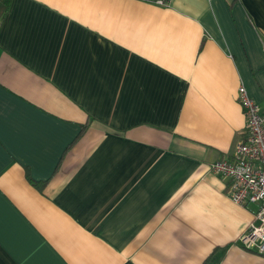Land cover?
Here are the masks:
<instances>
[{"label":"crops","instance_id":"obj_1","mask_svg":"<svg viewBox=\"0 0 264 264\" xmlns=\"http://www.w3.org/2000/svg\"><path fill=\"white\" fill-rule=\"evenodd\" d=\"M264 110V0H12L0 19V264H264L211 165Z\"/></svg>","mask_w":264,"mask_h":264},{"label":"built area","instance_id":"obj_2","mask_svg":"<svg viewBox=\"0 0 264 264\" xmlns=\"http://www.w3.org/2000/svg\"><path fill=\"white\" fill-rule=\"evenodd\" d=\"M238 99L247 118V134L237 144L234 157L216 161L211 170L229 179V197L234 203L242 206L259 203L254 221L239 241L245 249L264 255V110L243 85Z\"/></svg>","mask_w":264,"mask_h":264},{"label":"trees","instance_id":"obj_3","mask_svg":"<svg viewBox=\"0 0 264 264\" xmlns=\"http://www.w3.org/2000/svg\"><path fill=\"white\" fill-rule=\"evenodd\" d=\"M11 3L12 0H0V19L5 16L11 6ZM221 257L222 253L217 255L215 253V255H211L209 258H207L203 264H218L220 262Z\"/></svg>","mask_w":264,"mask_h":264}]
</instances>
